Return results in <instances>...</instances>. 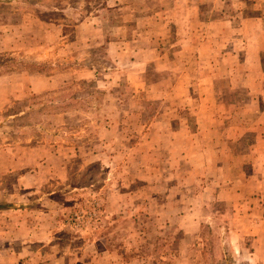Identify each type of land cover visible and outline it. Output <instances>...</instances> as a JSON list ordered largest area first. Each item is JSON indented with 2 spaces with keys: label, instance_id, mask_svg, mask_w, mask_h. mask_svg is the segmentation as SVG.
Returning a JSON list of instances; mask_svg holds the SVG:
<instances>
[{
  "label": "rangeland",
  "instance_id": "374dc122",
  "mask_svg": "<svg viewBox=\"0 0 264 264\" xmlns=\"http://www.w3.org/2000/svg\"><path fill=\"white\" fill-rule=\"evenodd\" d=\"M169 2L0 0V264H204L202 232L209 262L264 264L253 254L264 154L252 153L264 143L243 125V165L207 168V149L227 161L233 144L206 137L188 105L202 100L199 62L171 74L185 60L170 42L192 28L199 49L201 19L186 3L202 0L179 1L180 12ZM228 3L232 18L260 17L248 0ZM231 35L222 50L237 48ZM229 77L215 74V91Z\"/></svg>",
  "mask_w": 264,
  "mask_h": 264
},
{
  "label": "crops",
  "instance_id": "0c3cea01",
  "mask_svg": "<svg viewBox=\"0 0 264 264\" xmlns=\"http://www.w3.org/2000/svg\"><path fill=\"white\" fill-rule=\"evenodd\" d=\"M169 1V4H167L169 8L171 6L173 9L177 8V12L181 11L182 2L179 1L182 0ZM173 1L175 4L172 3ZM228 1L202 0V2H195L193 5L190 2L186 3L189 14H192V9L194 8L193 16L201 19V34L195 47L199 46V49L196 52L189 49V46L193 43L192 28L182 34L180 33V35L178 33L175 34L170 40L171 43L179 45L181 50L177 52V55L180 56L181 60H185V68L181 66L177 69L173 68L171 74H187V69L192 65L190 60H198L199 62L195 73L199 74V70H201L200 73L203 74L202 81L200 80L203 90L202 100L197 102L198 104L190 102L188 105L193 106V114H201L203 131L206 132V137L214 140L216 139L215 137H224L227 144H233L226 152L229 156V162L223 159L221 156L223 152L217 150L216 147L205 151L207 168L212 169L215 167L217 170L225 168V164H231V167L235 170L239 164L243 165V162L240 163L237 155H235L240 153L235 150V146L243 136V132L241 133L243 125L251 126L247 132L245 131L246 136L258 139L264 143V0H248L255 12H261L259 19L250 14L245 16L248 19L230 17L226 10L229 4ZM197 3H200V6ZM241 11L243 10L239 8L238 12ZM153 14L154 21L152 26L157 27L158 30L163 18L158 9L153 10ZM170 23H173V21H170ZM155 31L151 35L155 41L166 39L162 38L163 34L161 32ZM228 32H233L230 41L237 46L232 51L222 50L220 47L223 44L225 34ZM220 43L221 45L219 46ZM225 59V62L222 61ZM242 60H249V65L247 68L244 66L239 69V63H242ZM134 62L136 67H140L142 64L145 65L142 59ZM215 74L230 75L229 82L219 86L217 91H215V86L218 80L215 78ZM242 76L250 77L243 78ZM242 90L248 93L249 98H247L248 96L244 99L242 98ZM172 92L173 90H171ZM190 94L192 92L187 93L186 102ZM176 102L178 101L176 100ZM241 111L248 113L245 116L246 118L239 114ZM215 132H218L219 135L217 136ZM252 153L264 154V150L263 152L254 150ZM260 226H262L261 222L259 224L256 223L255 227H253L254 234L255 236L257 235V238L253 239L255 243L253 254L256 256L260 249V255L264 257V227L262 229ZM202 254L203 246L200 248V256L203 263L207 264Z\"/></svg>",
  "mask_w": 264,
  "mask_h": 264
},
{
  "label": "trees",
  "instance_id": "16d2710c",
  "mask_svg": "<svg viewBox=\"0 0 264 264\" xmlns=\"http://www.w3.org/2000/svg\"><path fill=\"white\" fill-rule=\"evenodd\" d=\"M22 66H24L23 70L26 71L29 74H44L46 72L44 64H34V63H27V62H20ZM204 232L200 234L201 238L203 239V258L207 264H217V261H213V263L208 261V258L212 260V247L210 245V242H204L203 237ZM210 253V255H208Z\"/></svg>",
  "mask_w": 264,
  "mask_h": 264
}]
</instances>
